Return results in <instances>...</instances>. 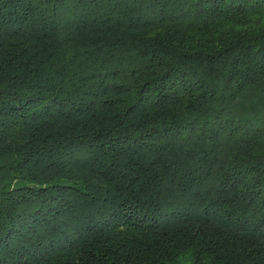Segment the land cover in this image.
Listing matches in <instances>:
<instances>
[{"label":"trees","instance_id":"trees-1","mask_svg":"<svg viewBox=\"0 0 264 264\" xmlns=\"http://www.w3.org/2000/svg\"><path fill=\"white\" fill-rule=\"evenodd\" d=\"M0 264H264V0H0Z\"/></svg>","mask_w":264,"mask_h":264}]
</instances>
